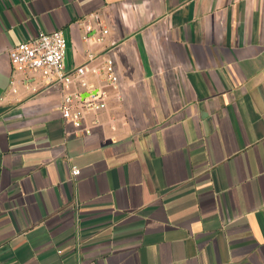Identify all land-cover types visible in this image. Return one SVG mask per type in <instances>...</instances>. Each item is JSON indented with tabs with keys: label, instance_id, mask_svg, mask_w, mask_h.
<instances>
[{
	"label": "crops",
	"instance_id": "1",
	"mask_svg": "<svg viewBox=\"0 0 264 264\" xmlns=\"http://www.w3.org/2000/svg\"><path fill=\"white\" fill-rule=\"evenodd\" d=\"M57 29L80 81L12 73ZM0 264H264V0H0Z\"/></svg>",
	"mask_w": 264,
	"mask_h": 264
},
{
	"label": "built area",
	"instance_id": "2",
	"mask_svg": "<svg viewBox=\"0 0 264 264\" xmlns=\"http://www.w3.org/2000/svg\"><path fill=\"white\" fill-rule=\"evenodd\" d=\"M98 18V15H94ZM90 24L85 25V31L91 30ZM100 33L107 30L100 28ZM89 37L84 35V39ZM67 51V43L60 29L52 31H39L35 36L19 41L11 46L8 50V57L11 64L12 73H21L26 77L32 74L40 75L49 85L59 86L62 89L69 87L80 81L79 79L85 74V65H77L69 69L65 66V56ZM95 55L88 53V60H93ZM113 60L106 58L100 67L109 84H113L117 80L115 69H113ZM96 70H94L95 72ZM14 77V76H13ZM15 78L11 80V90L15 92L13 87ZM105 92L98 91L89 93L81 97L77 90L64 92L61 97L60 113L65 121L70 122L79 134H89L90 127L83 125L84 113L89 110H98L105 106ZM79 170L77 167H71V174L76 176Z\"/></svg>",
	"mask_w": 264,
	"mask_h": 264
}]
</instances>
